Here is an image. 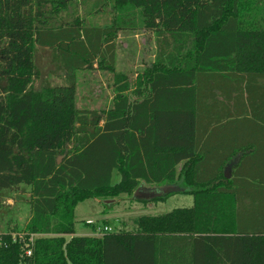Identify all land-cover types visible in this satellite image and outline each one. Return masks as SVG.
Returning a JSON list of instances; mask_svg holds the SVG:
<instances>
[{"label": "trees", "instance_id": "16d2710c", "mask_svg": "<svg viewBox=\"0 0 264 264\" xmlns=\"http://www.w3.org/2000/svg\"><path fill=\"white\" fill-rule=\"evenodd\" d=\"M75 1L0 0V193L25 189L30 212L0 264H264V0H86L87 21ZM108 8L154 33L134 82L114 73ZM32 44L61 84L29 89ZM93 67L114 73L102 112L75 106L70 72ZM122 194L193 204L75 234L79 202Z\"/></svg>", "mask_w": 264, "mask_h": 264}, {"label": "rangeland", "instance_id": "374dc122", "mask_svg": "<svg viewBox=\"0 0 264 264\" xmlns=\"http://www.w3.org/2000/svg\"><path fill=\"white\" fill-rule=\"evenodd\" d=\"M86 0H76L73 5L80 17L87 21L83 9L89 7ZM106 10V9H105ZM114 20L116 26V62L114 73H124L130 82H134L136 74L142 72L154 60V33L144 30L140 25L137 10L122 8L114 12L110 8L106 10ZM70 10L57 15V19L66 21L70 19ZM106 19V18H105ZM34 77L29 85L32 91H38L44 81L51 85L62 83V78L54 72L51 63V54L48 48L31 45ZM96 67V66H95ZM102 73L97 68L80 69L71 71L75 78V106L78 109L106 110L113 98V74ZM64 76L65 74H60ZM118 179L116 171L113 172L112 181ZM148 187V185H145ZM0 234L10 232L12 235L21 234L30 218L29 207L25 197V189L17 191H2L0 193ZM183 194H173L164 201L138 202L132 196L122 194L116 198V202L105 206L100 199H88L79 202L74 209L75 232L80 235H90L89 220H97L94 231L97 228L108 226L112 230L132 231L136 229L135 220L141 215H160L173 208L189 207L192 200H186ZM101 211V212H100ZM106 216V218H102ZM96 232V235H101Z\"/></svg>", "mask_w": 264, "mask_h": 264}, {"label": "crops", "instance_id": "0c3cea01", "mask_svg": "<svg viewBox=\"0 0 264 264\" xmlns=\"http://www.w3.org/2000/svg\"><path fill=\"white\" fill-rule=\"evenodd\" d=\"M115 48H116V44H115ZM94 66H95V64H94ZM177 168L179 169V166ZM183 196L184 197H187L186 200L189 202L188 205H190L191 200H192V204H193V196L188 195V194H183ZM102 218L104 219V218H106V216H102ZM92 221L97 222V220L96 221L95 220H92ZM89 225H90V229H91V234L90 235H96L97 229L94 231V228L97 227V226L95 225V223H91ZM75 234H77V233L75 232ZM77 235H80V234H77Z\"/></svg>", "mask_w": 264, "mask_h": 264}, {"label": "built area", "instance_id": "2783aa9c", "mask_svg": "<svg viewBox=\"0 0 264 264\" xmlns=\"http://www.w3.org/2000/svg\"><path fill=\"white\" fill-rule=\"evenodd\" d=\"M88 224H91V223H95L94 221H92V220H89L88 222H87ZM102 231H103V233L104 232H107V231H111V229H110V227H108V226H104V227H102ZM97 232L99 233V234H101V229L100 228H97ZM11 238H12V241H14V240H18V239H22V235H17V237H16V235H12L11 236ZM26 254L27 255H29L30 254V251H26Z\"/></svg>", "mask_w": 264, "mask_h": 264}, {"label": "water", "instance_id": "95a60500", "mask_svg": "<svg viewBox=\"0 0 264 264\" xmlns=\"http://www.w3.org/2000/svg\"><path fill=\"white\" fill-rule=\"evenodd\" d=\"M58 161H59V159H58ZM138 192H139V190L135 192V195H137ZM141 194L146 195V194H148V191L143 190ZM106 202H108V200H106Z\"/></svg>", "mask_w": 264, "mask_h": 264}]
</instances>
